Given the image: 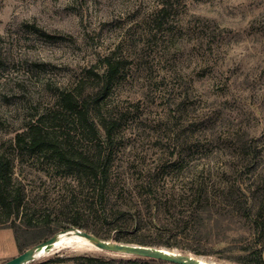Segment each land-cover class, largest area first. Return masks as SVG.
<instances>
[{"label":"rangeland","instance_id":"1","mask_svg":"<svg viewBox=\"0 0 264 264\" xmlns=\"http://www.w3.org/2000/svg\"><path fill=\"white\" fill-rule=\"evenodd\" d=\"M108 56L121 70L96 119L118 118L111 143L115 167L128 171L121 182L135 187L142 171L167 166L160 183L214 196L201 203L196 223L212 231V248L188 241L155 246L212 264H241L232 257L236 248L219 250L223 245L264 250V0H0V154L10 161L11 198L21 202L8 220L0 204V264L23 252L15 228L24 218L34 223L24 228L34 240L28 248L73 222L78 186L71 171L49 151L18 144L17 135L41 119L46 135L65 140L62 133H70L81 148L98 144L66 120L60 130L51 114L59 93L81 76L93 89L99 78L87 71L102 74ZM76 201L81 205L80 195ZM88 227L110 241L130 236L108 225ZM66 236L36 257L59 250L133 256L84 238L61 244Z\"/></svg>","mask_w":264,"mask_h":264},{"label":"trees","instance_id":"2","mask_svg":"<svg viewBox=\"0 0 264 264\" xmlns=\"http://www.w3.org/2000/svg\"><path fill=\"white\" fill-rule=\"evenodd\" d=\"M102 74L88 69V73L97 76V82L93 89L83 86L85 76L76 81L75 86L64 89L59 93V107L52 111L51 120L57 122L60 130L68 128L64 121L74 126L76 133L97 139L98 144L87 147H79L71 141L73 135H60L52 137L43 133L42 120L32 123L26 131L17 135V143L24 144L30 151L46 150L60 166L71 171L77 182V195L81 196V205L77 204L72 223L62 225L64 230L80 228L95 234L90 225H108L119 233L116 240H125L145 245H164L167 247L179 246L183 241L197 242V244L210 245L212 231L203 230L196 225L201 216V203L206 204L212 196L208 190L201 189L198 195L194 194V188L189 193H182L176 184H171L161 177L167 174V166L146 169L143 172V181L135 187L129 186L126 181L121 182V176L128 171L116 168L114 165V150L111 143L113 130L117 127L118 118H101L97 121L98 112L101 110V102L107 97L120 72V63L111 56L106 57ZM90 74L88 77H90ZM102 115V113H99ZM105 130L108 144L103 146L100 139ZM78 131V132H77ZM64 132V131H63ZM12 179L10 161L0 154V204L8 209L10 214L13 207L20 209L21 202L11 198L10 181ZM122 186H121V185ZM140 188V189H139ZM199 190V188H197ZM17 201V202H16ZM189 202L190 208L182 210L183 203ZM204 207V206H203ZM5 220V218L1 219ZM24 225L15 228V240L21 251L34 244L26 226H33L32 219H23ZM51 221L42 223L50 224ZM40 224V223H39ZM38 225V222H36ZM10 226V225H4ZM15 226V225H12ZM56 231H52L54 235ZM215 245V244H214ZM233 250L232 255L241 264H264L263 246L223 245L220 249ZM196 250V253L207 251ZM237 250V251H236ZM229 259L231 257H228ZM26 264H177L162 259L142 256H98L88 253L73 254L57 251L48 258L36 257Z\"/></svg>","mask_w":264,"mask_h":264},{"label":"water","instance_id":"3","mask_svg":"<svg viewBox=\"0 0 264 264\" xmlns=\"http://www.w3.org/2000/svg\"><path fill=\"white\" fill-rule=\"evenodd\" d=\"M61 233H66L67 235L65 239L60 241L61 244L75 241L84 244V242L80 241L78 238H85L97 248L102 250L162 259L177 264H207L196 258L194 256L196 254L193 253H172L163 246L145 245L134 242L110 241L102 239L96 234L80 228L66 229L60 233H55L45 241L24 250L20 254L6 260L2 264H26L29 261L34 260L37 254H40L42 246H45L48 249H53L58 243Z\"/></svg>","mask_w":264,"mask_h":264},{"label":"bare ground","instance_id":"4","mask_svg":"<svg viewBox=\"0 0 264 264\" xmlns=\"http://www.w3.org/2000/svg\"><path fill=\"white\" fill-rule=\"evenodd\" d=\"M85 239V238H84ZM87 240V239H86ZM42 247H45V246H42ZM168 249V248H167ZM169 251H171L172 253H178L176 250H171V249H168ZM195 256V255H194ZM196 258H198L199 260L203 261L204 263H207V264H212L210 262H207V259H205L204 257H200L199 256H195ZM214 264V263H213Z\"/></svg>","mask_w":264,"mask_h":264}]
</instances>
